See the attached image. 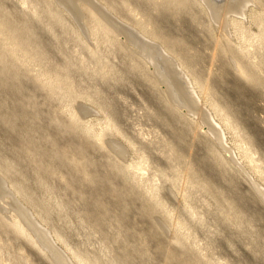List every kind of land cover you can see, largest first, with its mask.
Listing matches in <instances>:
<instances>
[{"label": "rangeland", "instance_id": "374dc122", "mask_svg": "<svg viewBox=\"0 0 264 264\" xmlns=\"http://www.w3.org/2000/svg\"><path fill=\"white\" fill-rule=\"evenodd\" d=\"M0 264H264V0H0Z\"/></svg>", "mask_w": 264, "mask_h": 264}, {"label": "bare ground", "instance_id": "6f19581e", "mask_svg": "<svg viewBox=\"0 0 264 264\" xmlns=\"http://www.w3.org/2000/svg\"><path fill=\"white\" fill-rule=\"evenodd\" d=\"M235 2V1H234ZM227 18V17H226ZM247 76H249V74H247ZM250 77V76H249Z\"/></svg>", "mask_w": 264, "mask_h": 264}]
</instances>
